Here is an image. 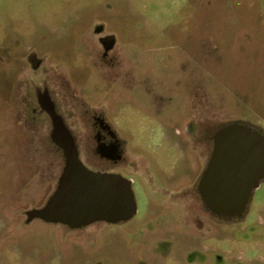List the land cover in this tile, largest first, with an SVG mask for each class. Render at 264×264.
I'll use <instances>...</instances> for the list:
<instances>
[{
  "label": "rangeland",
  "instance_id": "1",
  "mask_svg": "<svg viewBox=\"0 0 264 264\" xmlns=\"http://www.w3.org/2000/svg\"><path fill=\"white\" fill-rule=\"evenodd\" d=\"M99 27L123 66L100 57ZM27 47L52 65L50 92L87 168L105 164L93 115L126 141L135 165L126 172L141 184L129 220L81 229L27 221L64 165L49 122L22 108L29 79L18 77L16 51ZM163 113L175 115L178 132L160 126ZM232 122L264 133V0H0V264H264V178L231 220L192 214L159 182L158 167L179 155L173 144L192 157Z\"/></svg>",
  "mask_w": 264,
  "mask_h": 264
},
{
  "label": "water",
  "instance_id": "2",
  "mask_svg": "<svg viewBox=\"0 0 264 264\" xmlns=\"http://www.w3.org/2000/svg\"><path fill=\"white\" fill-rule=\"evenodd\" d=\"M51 136L64 150V166L44 205L26 211L27 221L78 226L98 220L117 223L135 214L129 179L87 168L78 157L74 136L59 117H53ZM263 178L264 133L250 124L232 122L214 135L198 193L211 215L226 220L241 218Z\"/></svg>",
  "mask_w": 264,
  "mask_h": 264
},
{
  "label": "flooded vegetation",
  "instance_id": "3",
  "mask_svg": "<svg viewBox=\"0 0 264 264\" xmlns=\"http://www.w3.org/2000/svg\"><path fill=\"white\" fill-rule=\"evenodd\" d=\"M92 35L97 36V41L100 42L102 45L103 55H100V57L103 56L107 58L105 62H109V64L114 63L112 65H115L117 61V62H121L122 65V59L115 61L113 59L115 54L113 53L112 55H110V53H112V50L114 49L115 46L114 45L115 38L112 36V34L103 32L102 27H99L96 28L95 32H92ZM16 52L18 55L17 58L18 64L19 66L22 65L23 68L22 70L19 68L18 77L21 75L29 79L28 84L26 88L24 87V91H23L24 98L22 99L23 102L22 108L24 112L30 115V117L35 121V123L41 120L48 121L52 129H53V117H59L64 123V120L58 111L59 108L57 106V102L53 98L50 92L49 79H51L52 76L54 75L53 74L54 70L53 71L51 70L52 65L49 64V62L44 57V55L39 54L37 50H33V48L31 47L29 48L27 47L26 49H20L17 50ZM124 62H125L124 67H126V71L127 70L131 71L130 69L132 67V64L130 63V60H125ZM128 76H130V74L127 75V77L125 76L124 78H128ZM120 77H114L115 81L117 80V78ZM126 82H129V80L126 79ZM148 88L150 89V87ZM149 92L151 91L149 90ZM153 100H155V98ZM193 112H194V108L189 107V112L185 115V117L189 119V123H191L192 119H195L194 118L195 114ZM168 113L161 114L163 118H165L166 116L167 117L166 119H161L160 126L163 127L164 130L166 131L168 129L165 123L166 121L167 124H172V126L169 127H173V131L178 132L181 123L180 122L173 123L175 115L173 113L172 114H168ZM225 125H222L219 128H217L214 133H210V135H207L206 136L207 143L204 145V150L203 151L201 150V152L199 153L195 152V154L192 157L188 156L189 155L188 153L186 157L185 155L182 156L181 154L182 151H180L181 146L179 147L173 144L172 147L174 148V150L175 147L179 150V155L176 156V158L174 156V159L170 158V162L168 158V162H169L168 170H165L160 166L158 167L159 182H161V184H163L164 186L162 189H164V191L167 192V194L168 192L174 194L177 197L176 198L177 202L185 206V208H187V211L188 210L191 211L192 214L195 213L196 211H202L205 214H208V216H210V213L205 209L200 199L198 193V184L202 176V173L204 172L211 156L214 135L219 129H222ZM91 127L95 131L94 152L99 156L101 160H104L105 164H103L104 167L94 166V168L92 167L90 169L93 171L110 172V173H116L122 175L123 177L131 181L132 190H133V186L134 188H137L138 184L141 187V184L137 176L134 174H130L129 172H126V170L134 171L135 168L134 163L132 162L131 159L128 158V155L125 152V149L128 146L126 141H124L118 135L116 129L113 128L108 122H106L104 116H102L100 113H98L97 115H93V124H91ZM189 129L190 127L188 128V130ZM164 140H166L170 146L171 140L166 138H164ZM60 150L63 155L64 150L62 148H60ZM198 155L202 158L201 163L200 162L197 163ZM78 157H79V153H78ZM181 157H185V158H183L182 160ZM181 164L183 165L182 169L184 170V174H186L185 175L186 179L182 181H180L181 179L179 178ZM198 164H201V166L198 167ZM122 166L124 167V171L122 170ZM149 167L150 165L148 166V164H146L145 168L147 169L148 178H149V174L152 173V169L151 167L150 168ZM152 175H153L152 178H155V175L153 173ZM147 205L148 204L146 203V206ZM173 220H176V222H178L179 217L177 216V218ZM95 222L109 223L106 221L98 220L87 224H81L78 226H74L71 223L70 224L55 223V224H61L71 229H81L90 226ZM120 222H124V221H120ZM109 224H116V223H109Z\"/></svg>",
  "mask_w": 264,
  "mask_h": 264
}]
</instances>
